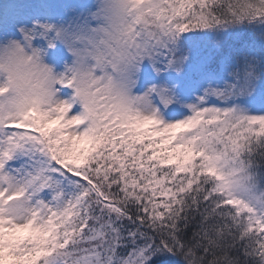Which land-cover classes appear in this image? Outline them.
Here are the masks:
<instances>
[{"label": "snow or ice", "instance_id": "6c2138e0", "mask_svg": "<svg viewBox=\"0 0 264 264\" xmlns=\"http://www.w3.org/2000/svg\"><path fill=\"white\" fill-rule=\"evenodd\" d=\"M0 264H264V0H0Z\"/></svg>", "mask_w": 264, "mask_h": 264}]
</instances>
